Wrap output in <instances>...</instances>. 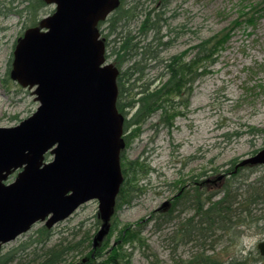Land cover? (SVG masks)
I'll list each match as a JSON object with an SVG mask.
<instances>
[{"label":"rangeland","instance_id":"rangeland-1","mask_svg":"<svg viewBox=\"0 0 264 264\" xmlns=\"http://www.w3.org/2000/svg\"><path fill=\"white\" fill-rule=\"evenodd\" d=\"M25 1L0 0V127L5 128L30 117L39 105L32 94L34 89L22 88L8 74L16 40L26 29L34 27L30 13H18L24 10ZM119 8L121 12L113 17V11L98 29L102 39L110 33V22L119 21L105 44L106 63L117 68L112 48L117 50L121 45L112 39L118 34L130 31L139 35L137 40L143 43L153 41L152 31L145 36L139 34L140 24L147 15L150 18L159 15L163 19L159 35L163 43L169 42L165 48L158 47L156 42L152 44L151 50H158V55L144 62V74L135 87L144 85L151 91L162 88L168 79L163 67L172 56L185 53L183 63L188 65L199 44L208 46L218 42L219 48L212 57L214 61L206 63L204 69L200 62L190 69L184 78L190 80L186 85L188 94L184 88L177 98L163 100L158 111L138 130L124 134V139L127 134L132 135L126 139L125 150L120 154L121 169H130L127 179L135 180L130 186L141 191L129 204L117 200L109 231L102 240L100 260L110 257L112 252L125 255L128 264H200L194 262L197 256L205 258L204 264H264L256 249L264 239V204L250 208L245 203L243 185L232 206L235 210L232 222L238 224L237 228L228 227L226 231L221 229L222 223L206 239L198 240L195 234L188 241L184 233L188 228L184 230L183 226L195 215V210L185 208L181 212L177 206L169 221H165L167 211H156L179 191V184L194 177L197 182L207 177L216 181L204 187L202 193L197 185L200 191L196 192L197 200L207 204L221 199L219 192L230 179V169L235 168V175L236 164L264 150V0H123ZM54 9V5L46 4L36 21ZM140 57L139 54L136 59ZM127 66L124 63L120 71ZM51 159L48 155L47 161ZM235 159L233 166L230 163ZM132 171H136L134 177ZM224 174L227 179L216 180ZM244 176L252 185L263 187L264 165L239 173L230 185L232 190ZM15 177L16 174L11 175L8 182ZM195 191L191 190L189 195ZM208 195L213 197L209 202ZM101 223L98 202L88 201L66 220L48 229L50 238L43 235L44 223L38 222L3 245L0 255L21 248L16 257L28 261L59 243L63 247L74 246L86 233L90 236L98 232ZM86 255L72 254L66 264H85Z\"/></svg>","mask_w":264,"mask_h":264},{"label":"water","instance_id":"water-1","mask_svg":"<svg viewBox=\"0 0 264 264\" xmlns=\"http://www.w3.org/2000/svg\"><path fill=\"white\" fill-rule=\"evenodd\" d=\"M43 1L53 13L26 29L12 53L10 77L34 89L39 105L16 126L0 127V251L34 224L52 228L92 200L102 220L97 248L123 182L119 71L106 63L97 29L120 0ZM246 165H264V150L240 163ZM257 249L264 256V241Z\"/></svg>","mask_w":264,"mask_h":264},{"label":"trees","instance_id":"trees-1","mask_svg":"<svg viewBox=\"0 0 264 264\" xmlns=\"http://www.w3.org/2000/svg\"><path fill=\"white\" fill-rule=\"evenodd\" d=\"M26 5L24 10L18 11V13H25L27 11L31 14V17L33 18V26H36L38 24V21H36V17H38V14L40 13V10L46 6L44 1L42 0H26ZM123 2V0H121ZM121 12V9L118 7L116 11H114V16H116L117 13ZM124 13H128L125 11ZM161 16V15H160ZM112 19H109V22ZM108 21V20H107ZM119 22L118 20H112L110 22L109 31L110 33H106L104 36V41L107 42L109 40L111 33L113 34L116 30L114 28V25ZM163 22V19L159 17V15H156L154 18H150L149 15L145 16L142 23L140 24V35H147V32L152 31L154 33L153 35V41L151 43H143L142 40H137V37L139 35H132L130 31H127L125 34H122L121 36L118 34L116 38L112 39V42H119L121 45L118 47L117 50L112 48V53L114 54V62L117 65V68L119 69V75L116 80V84L118 86V97L116 101L117 110L118 112L124 116V134L127 132H131L132 129L138 130L140 126H142L143 123L147 121L148 118H150L154 113L158 111V109L161 107V104L163 100L165 101L167 98H177L182 92L183 89L186 88L187 94L189 92L187 88V83L190 82V80L186 81L184 78L188 75L190 72V69H193L198 62L201 63V69H204L206 67V63L213 62V55L218 50V42L214 45V43H211L210 45H206V43H201L198 45L197 49L198 52L195 55V57L192 58V62L188 65H185L184 62V56L185 53H182L177 56H172L169 58L166 63L164 64V71L165 74L168 76V79L166 83L163 85L162 88H159L157 90L151 91L149 90V87L147 86H139L135 87L138 80H140L144 74L143 69L145 66L143 65L144 62L154 60L156 56L158 55V50H151V46L153 43H157V46L165 48L169 42H162V36L159 35L161 31L160 23ZM103 23L100 22L98 25V28ZM214 41V39L210 40ZM139 54L141 57L139 59H136ZM124 63H128V66L125 68L124 71H120L121 66L124 65ZM11 70V68L9 69ZM10 74V71L9 73ZM138 75V76H136ZM137 89L136 93L133 95V91ZM138 95V97H137ZM168 101V99H167ZM128 135V134H127ZM125 137V139H128V135ZM256 154V152L254 153ZM236 162V159L234 161H231L230 164L233 166ZM131 163V162H130ZM130 163L129 166H130ZM131 165L136 164L134 162L131 163ZM259 165L251 166H240L239 164H236L234 167H236V174L234 175L235 168H231L230 172V178L227 179V182L222 185V189L219 192L222 194L221 199L216 200L215 202L210 203H203L202 200H198L196 204L193 205V201H190L189 199L185 200L183 203H175L173 204V209L177 208L179 206L180 211L183 212L186 209H192L195 210V215L191 218H188L187 221L184 224V230H187V240L191 241L193 240L191 237L192 235L198 234V240H200V237L207 238L210 237L213 233H215L214 228L220 229L218 225L222 224L223 226L221 229H225L227 231L228 227L237 228V225L235 222H232V215L235 211L233 209V205L236 204L237 198L239 197V189L243 185L246 189L244 193L246 194L247 198L245 199V203H249L248 206L251 208L252 206L258 205V204H264V186L263 187H256L252 185V183H249L246 181L247 176H244L243 181H239L238 186L232 190L231 186L233 184V179L238 176L239 173L242 174V172L248 170L252 171L253 169L257 168ZM232 167V166H231ZM129 169V167H128ZM134 170H136L134 168ZM234 170V171H233ZM137 171V170H136ZM136 171L133 173V177L136 174ZM123 184L120 188L119 195L116 199V201L119 199V202H125L126 204H129L131 200L137 196V192H140L141 190L132 188L131 182H135L133 179H127L130 169L126 171L123 170ZM228 174V173H227ZM225 174V175H227ZM237 184V183H236ZM231 185V186H230ZM198 190V188H197ZM196 190V191H197ZM233 191V192H232ZM238 191V192H237ZM200 193V191H197ZM135 193V194H134ZM202 193V191H201ZM212 196L208 195L206 196L207 201L209 202L212 200ZM206 201V202H207ZM118 203V202H117ZM172 209V213H167L165 216V221H169L172 219V215L174 210ZM179 211V212H180ZM249 212H252L251 210H248ZM247 211V212H248ZM236 214V213H235ZM238 214H241V210H239ZM250 216V213H249ZM194 217L198 218V221L194 219ZM195 220V221H194ZM98 223V222H97ZM197 225H196V224ZM195 224V226H193ZM228 224V225H227ZM227 225V226H226ZM98 228V226H96ZM95 228V230L97 229ZM192 228V229H191ZM195 232H193V231ZM97 231L93 232L92 235H88L86 233V237H83L78 243H75L74 246L70 247H63L60 243L57 246H52L51 248H48L44 250V252L40 255H33L31 259L26 261L27 259H22L21 257L17 258L16 253L20 249H14L12 251L5 252L3 255H0V264H66L68 260V256L70 255H76V254H87L88 256L86 259L85 264H128V258L118 253H112L110 257H106L104 260H100L102 257V251L101 247H103V242H99V246L97 248H93V239ZM43 235L45 237L50 238V232L47 228L43 229ZM196 235L194 237H196ZM47 239V238H46ZM202 240V239H201ZM46 241V240H45ZM44 241V242H45ZM21 251V250H20ZM19 251V252H20ZM93 253V256L91 257V254ZM258 256V255H257ZM17 258V260L15 259ZM259 258V257H258ZM89 259V260H88ZM204 257L197 256L194 259V262H198L200 264L206 263L204 261ZM100 260V262L98 261Z\"/></svg>","mask_w":264,"mask_h":264},{"label":"flooded vegetation","instance_id":"flooded-vegetation-1","mask_svg":"<svg viewBox=\"0 0 264 264\" xmlns=\"http://www.w3.org/2000/svg\"><path fill=\"white\" fill-rule=\"evenodd\" d=\"M124 143L126 145V139H124ZM125 149L122 150V152L124 151ZM121 152V154H122ZM223 175V174H222ZM220 175L216 180H223L224 178L226 179V176L224 174V176ZM206 176V174H205ZM230 176V174H229ZM216 181L212 180V178H206L204 181H200V182H197L196 181V177H194L193 179L190 178L188 179V181H184L182 182V184H179L178 188H179V191L172 196V198H170V200H168V203L167 204H164L162 203V206H160L158 209H156V211H167V213H170V209H173V204H175L176 202L177 203H183L185 200L189 199L190 201H193V205L197 203V198H195V195L197 194L195 190H197V188L199 187L200 191H203L204 187H209V186H212ZM198 185V187H197ZM191 188V190L195 191L193 194L191 192V190H189ZM198 196V194H197ZM172 211V210H171ZM172 213V212H171ZM50 230V229H49ZM264 240V239H263ZM260 259L263 261L264 260V256L260 255Z\"/></svg>","mask_w":264,"mask_h":264}]
</instances>
